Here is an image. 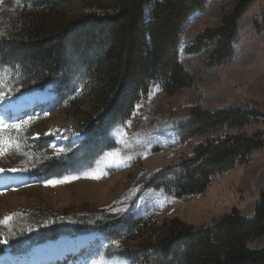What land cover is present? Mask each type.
<instances>
[{"label": "rangeland", "instance_id": "1", "mask_svg": "<svg viewBox=\"0 0 264 264\" xmlns=\"http://www.w3.org/2000/svg\"><path fill=\"white\" fill-rule=\"evenodd\" d=\"M158 1L162 0L148 4L147 18ZM244 1L207 0L205 8L190 17L179 51V60L190 75L187 84L169 91L161 80H152L132 116L112 126V140L104 142L96 135L100 111L96 85L82 63L81 51L68 48L66 70L41 86L44 80L31 79L19 51L13 58L4 52L21 37L16 23L28 21L26 15L35 0H0V76L7 85L0 88L4 93L0 106L19 105L23 110L16 120L0 114V121L8 125L29 121L19 130L0 131V138L7 142L0 154V264L27 257L40 244L80 238L91 240V246L82 254H72L67 262L158 264L156 239L167 221L178 218L197 228L235 209L254 218L264 190V148L252 151L246 163L215 174L204 192L181 195L176 186L180 171L209 139L258 132L264 139L260 116L234 129L210 127L195 136L184 132L194 105L210 111L246 107L264 113V0H250L238 18L234 52L227 60H210L220 47L218 36L206 37L199 51L189 50L200 43L199 36L224 26ZM54 8L37 11L35 28L48 32L67 19L102 13L79 0ZM90 121L94 124L87 131ZM89 140L86 153L91 152L92 143L99 144L98 157L83 151ZM60 157L72 170L46 178L41 173L46 161ZM31 172L41 175L28 178ZM8 175L21 180L3 186ZM53 180L67 182L53 186L48 183ZM5 217L11 219L4 222ZM140 218L146 230L143 237ZM248 245L264 246V235L254 236Z\"/></svg>", "mask_w": 264, "mask_h": 264}, {"label": "trees", "instance_id": "2", "mask_svg": "<svg viewBox=\"0 0 264 264\" xmlns=\"http://www.w3.org/2000/svg\"><path fill=\"white\" fill-rule=\"evenodd\" d=\"M70 1L77 0H35L31 13L26 15L28 21L16 23L21 37L12 41L9 51L3 49L12 58V54L19 51L21 54L17 55L25 58L23 65L20 60L21 65L31 79L44 80L41 86L53 82L52 76L66 70L68 48L80 50L82 63L96 85L100 110L96 135H101L104 142L111 141L109 129L132 116L152 80H161L165 90L169 91L187 84L190 75L179 60L181 34L191 15L203 10L207 0L158 1L150 18H147L146 10L151 0H79L86 7L102 13L91 12L67 19L48 32L35 28L37 11ZM249 2L244 1L224 26L199 36L200 43L190 46L189 50L199 51L206 37L218 36L220 47L210 60L218 63L227 60L234 52L237 20ZM56 92L61 95L59 86ZM259 116L264 118V113L246 107L210 111L194 105L193 117L184 132L195 136L210 127L234 129ZM92 124L93 121L87 123V131ZM89 144L90 140L82 147L85 154L98 157L101 154L99 144L92 143L91 152L86 153ZM262 148L264 139L259 132L251 136L226 134L209 139L198 147L196 157L180 171L176 186L181 195L204 192L215 174L246 163L252 151ZM64 160L65 157L49 159L41 173L47 177L65 174L71 167ZM138 222L143 237L146 231L143 219ZM261 234L264 235V190L252 219L235 209L213 223L197 228L178 218L165 222L156 239L155 253L158 264H264V246L248 245L251 238Z\"/></svg>", "mask_w": 264, "mask_h": 264}, {"label": "bare ground", "instance_id": "3", "mask_svg": "<svg viewBox=\"0 0 264 264\" xmlns=\"http://www.w3.org/2000/svg\"><path fill=\"white\" fill-rule=\"evenodd\" d=\"M45 99L46 97H42ZM14 107V113L23 112L21 107ZM7 111V110H6ZM5 111V113H6ZM8 114V113H7ZM7 116V115H6ZM21 179L19 177H11L8 175L3 181V186H6L10 183H18ZM91 246V240L89 239H75V240H59L56 242H49L44 245L37 246L33 252L27 257H20L18 260L9 262V264H78L77 262L71 259L70 262H67L69 256L74 254L84 253L88 247Z\"/></svg>", "mask_w": 264, "mask_h": 264}, {"label": "snow or ice", "instance_id": "4", "mask_svg": "<svg viewBox=\"0 0 264 264\" xmlns=\"http://www.w3.org/2000/svg\"><path fill=\"white\" fill-rule=\"evenodd\" d=\"M6 86L7 85L4 83L3 77L0 76V88L6 87ZM2 95H4V93L2 91H0V96H2ZM28 123H29V121H23L22 124L8 125L5 122L0 121V131H2L3 129L9 128V127H12V128H15V129L19 130L22 127H24L25 125H27ZM49 134H51V133H49ZM37 135H39V134H37ZM5 143H7V142L3 141V139L0 138V154H2L3 151H4L3 145ZM95 178H98V177H95ZM73 179H75V177ZM65 182H67V181H64V180H53V181H49L48 183L53 185V186H55L56 184L65 183ZM10 219H11V217H5L4 222H7ZM3 243H7V240H4Z\"/></svg>", "mask_w": 264, "mask_h": 264}]
</instances>
